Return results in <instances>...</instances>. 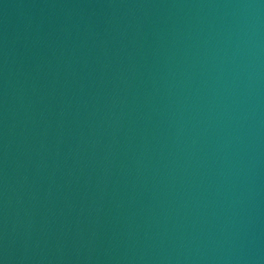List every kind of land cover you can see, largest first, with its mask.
<instances>
[{
    "label": "water",
    "instance_id": "1",
    "mask_svg": "<svg viewBox=\"0 0 264 264\" xmlns=\"http://www.w3.org/2000/svg\"><path fill=\"white\" fill-rule=\"evenodd\" d=\"M0 264H264V0H0Z\"/></svg>",
    "mask_w": 264,
    "mask_h": 264
}]
</instances>
